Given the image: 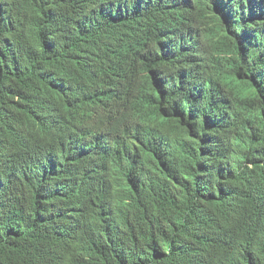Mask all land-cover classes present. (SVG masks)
I'll return each instance as SVG.
<instances>
[{
    "label": "trees",
    "instance_id": "obj_1",
    "mask_svg": "<svg viewBox=\"0 0 264 264\" xmlns=\"http://www.w3.org/2000/svg\"><path fill=\"white\" fill-rule=\"evenodd\" d=\"M0 264H264V0H0Z\"/></svg>",
    "mask_w": 264,
    "mask_h": 264
},
{
    "label": "clouds",
    "instance_id": "obj_2",
    "mask_svg": "<svg viewBox=\"0 0 264 264\" xmlns=\"http://www.w3.org/2000/svg\"><path fill=\"white\" fill-rule=\"evenodd\" d=\"M143 122H140L137 117H135V121H134V117L132 118V121H131V126H133L131 129H132V134H131V138L135 141L138 140L140 134H139V124H142ZM144 125H151V127L153 129H156L159 125H163L161 123H159L155 118H151L150 120L146 121L143 123Z\"/></svg>",
    "mask_w": 264,
    "mask_h": 264
},
{
    "label": "bare ground",
    "instance_id": "obj_3",
    "mask_svg": "<svg viewBox=\"0 0 264 264\" xmlns=\"http://www.w3.org/2000/svg\"><path fill=\"white\" fill-rule=\"evenodd\" d=\"M209 71V70H208ZM201 79V78H200ZM155 116V115H154Z\"/></svg>",
    "mask_w": 264,
    "mask_h": 264
}]
</instances>
